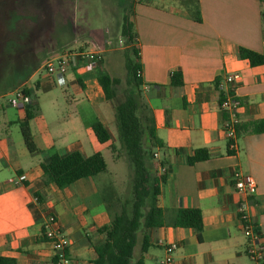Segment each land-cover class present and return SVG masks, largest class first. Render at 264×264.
Segmentation results:
<instances>
[{
    "label": "crops",
    "instance_id": "obj_1",
    "mask_svg": "<svg viewBox=\"0 0 264 264\" xmlns=\"http://www.w3.org/2000/svg\"><path fill=\"white\" fill-rule=\"evenodd\" d=\"M192 3L198 5L200 22L191 17ZM192 3L130 0L128 18L141 72L139 116L161 144L152 150L157 158H152L150 171L157 179L165 176L156 202L164 225L139 233L136 249L146 235L149 248L143 254L144 264H159L167 246L174 250L172 264H252L238 209H246L264 242V132L257 134L251 127L264 120V64L250 66L239 58L238 49L264 56V12L260 0ZM88 49L103 52L105 58L107 50L93 44ZM42 50L33 48L34 64L27 79L18 80L10 91H0L4 96L25 85L39 110L29 122L36 150L30 152L19 125L25 111L0 100V256L15 264H59L43 237V223L52 213L69 240L68 257L92 264L102 245L99 229L110 222L103 196L112 187L106 172L60 190L44 183L42 165L54 153L64 157L78 152L87 158L116 147L108 127L114 111L97 80L109 74L108 64L105 58L95 68L86 66L77 55L87 51L61 49L45 54ZM63 54L70 57L64 76L42 73L46 60ZM177 74L180 85L172 83ZM227 76L234 77L231 89L239 103L234 151L225 138L221 92L215 86L217 79L222 83ZM40 91L49 100H36ZM69 102L75 105L73 111L68 109ZM95 122L107 129V143L95 137ZM198 150H205L208 158L190 164L189 158ZM235 172L253 177L257 186L253 196L235 191ZM20 176H25L24 181L19 182ZM181 209L200 211L203 229L199 234L173 226Z\"/></svg>",
    "mask_w": 264,
    "mask_h": 264
},
{
    "label": "trees",
    "instance_id": "obj_2",
    "mask_svg": "<svg viewBox=\"0 0 264 264\" xmlns=\"http://www.w3.org/2000/svg\"><path fill=\"white\" fill-rule=\"evenodd\" d=\"M189 1L193 2V0ZM189 12L194 21H201L197 3L191 4ZM121 36L125 38L127 47L131 48L130 52H125L126 78L123 89H121L122 81L107 73L101 74L97 80L105 100L110 102L113 108L119 147L124 152L131 169L130 197L118 198L115 194L107 192L104 202L107 205L110 222L99 229L103 240L98 257L92 264H144L143 254L148 250L149 243L144 235L140 249L137 251L139 233L164 225L163 211L157 207L156 202L160 192L159 184L165 181V176L157 179L150 171L152 150L161 144L154 135L153 129L146 128L139 116L142 105L141 82L138 75L140 68L136 62L135 38L128 16H124ZM238 56L252 67L264 64L262 54L246 48H239ZM172 83L180 85L181 76L173 75ZM219 84L220 80L217 79L215 83L217 89ZM25 93L30 95L27 89ZM223 99L224 94L221 92L220 102ZM38 111L33 102L26 108L25 116L19 122L24 143L30 152L36 150L29 122L38 114ZM251 127L255 133H263L264 120L251 124ZM92 130L101 144L110 140L109 133L101 122H95ZM110 149L113 153L116 152L115 146H111ZM207 158L205 150H198L188 162L193 164ZM106 168V162L100 153L87 158L78 152H72L64 157L54 153L49 157L48 162L42 165L44 183H53L60 190L80 179L94 178L105 173ZM173 226L192 228L199 234L203 229L200 211L198 209L178 210ZM0 264H15V261L0 256Z\"/></svg>",
    "mask_w": 264,
    "mask_h": 264
},
{
    "label": "rangeland",
    "instance_id": "obj_3",
    "mask_svg": "<svg viewBox=\"0 0 264 264\" xmlns=\"http://www.w3.org/2000/svg\"><path fill=\"white\" fill-rule=\"evenodd\" d=\"M261 4L264 12V0ZM129 5L130 0H0V91L12 90L14 83L32 73L33 48L44 49L45 54L61 49L74 53L87 51L92 44L107 50V72L122 81L123 89L125 52L131 48L121 36V28L124 16L130 14ZM48 98L42 91L36 92L40 103ZM74 107L69 102V111ZM108 127L116 145L115 153L109 147L102 152L106 181L112 186L107 187L108 193L118 198L130 197L131 169L119 147L114 121Z\"/></svg>",
    "mask_w": 264,
    "mask_h": 264
},
{
    "label": "built area",
    "instance_id": "obj_4",
    "mask_svg": "<svg viewBox=\"0 0 264 264\" xmlns=\"http://www.w3.org/2000/svg\"><path fill=\"white\" fill-rule=\"evenodd\" d=\"M78 59L85 63L90 68H95L103 63V52L101 51H87L80 52L77 55ZM70 66L69 54H63L52 57L45 61L43 69L45 74L54 76H64ZM141 75V72L138 73ZM234 83L233 76H227L222 83L219 84L218 90L223 92L224 99L220 103V107L225 113L224 133L228 142L229 150L234 151L237 141V126L239 120L236 116L239 103L236 100L231 85ZM25 85L19 86L12 92L0 96V100L5 99L6 102L18 111H25L26 108L33 103L31 94L27 95ZM157 158V154H153ZM162 171H164L162 169ZM25 176L18 178L19 182L24 181ZM233 187L239 194L246 196H253L256 193V182L252 176L235 172L233 174ZM239 220L242 223L243 236L247 240L246 255L252 264H264V242L261 234L257 228L255 221L247 213L246 209L241 206L238 209ZM43 234L47 242L51 244L55 259L59 264H79L70 259L67 255V249L70 245L69 240L63 236V233L58 226L57 218L48 213L45 222L43 223ZM174 250L171 246H167L164 250V256L159 264H172L174 261Z\"/></svg>",
    "mask_w": 264,
    "mask_h": 264
}]
</instances>
